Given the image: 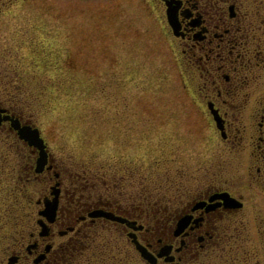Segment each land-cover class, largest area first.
I'll use <instances>...</instances> for the list:
<instances>
[{
  "label": "flooded vegetation",
  "instance_id": "af4514ba",
  "mask_svg": "<svg viewBox=\"0 0 264 264\" xmlns=\"http://www.w3.org/2000/svg\"><path fill=\"white\" fill-rule=\"evenodd\" d=\"M123 1L156 20L186 91L212 119L220 154L189 172L116 178L47 146L37 169V148L23 141L14 189L39 191L26 227L18 214L12 232L0 220V264H70L104 228L125 238L139 264H264V0ZM36 2L69 17L70 0H0V13L38 10ZM155 174L162 180L148 179ZM97 209L115 218L92 215Z\"/></svg>",
  "mask_w": 264,
  "mask_h": 264
},
{
  "label": "rangeland",
  "instance_id": "374dc122",
  "mask_svg": "<svg viewBox=\"0 0 264 264\" xmlns=\"http://www.w3.org/2000/svg\"><path fill=\"white\" fill-rule=\"evenodd\" d=\"M121 1L70 0L68 18L54 6L44 14L40 2L38 10L0 13V103L36 125L53 156L61 151L110 177L193 171L220 154L219 134L186 91L156 20ZM7 126L0 127V220L12 232L10 217L21 216L19 228L32 217L38 184L14 189L12 167L24 149ZM158 174L148 179L162 180ZM100 231L70 264H139L120 233Z\"/></svg>",
  "mask_w": 264,
  "mask_h": 264
},
{
  "label": "water",
  "instance_id": "95a60500",
  "mask_svg": "<svg viewBox=\"0 0 264 264\" xmlns=\"http://www.w3.org/2000/svg\"><path fill=\"white\" fill-rule=\"evenodd\" d=\"M3 110V109H0V111ZM9 119L10 122H11V125L17 130V132L19 133V136L24 138V139H27L28 141L30 142H33V143H36L38 144L39 146H41L42 144V139L41 137H39V133H38V130L37 128H32L31 126L29 125H20L19 124V121L17 118H13L11 117L10 115L8 114H4L3 116L0 115V120L1 119ZM44 156H45V153L43 152V154L40 155V157L38 158V163H42V161L44 160ZM54 203H49L47 202L46 203V208H45V213L46 215L49 217L52 215L53 213V206ZM94 214H104L108 217H112L111 213H108V212H102L100 210L94 212ZM136 247L141 251V253L143 255H145L144 253V250L140 247V245L136 242Z\"/></svg>",
  "mask_w": 264,
  "mask_h": 264
},
{
  "label": "bare ground",
  "instance_id": "6f19581e",
  "mask_svg": "<svg viewBox=\"0 0 264 264\" xmlns=\"http://www.w3.org/2000/svg\"><path fill=\"white\" fill-rule=\"evenodd\" d=\"M40 135V134H39ZM44 141V140H43ZM3 217V216H2Z\"/></svg>",
  "mask_w": 264,
  "mask_h": 264
}]
</instances>
